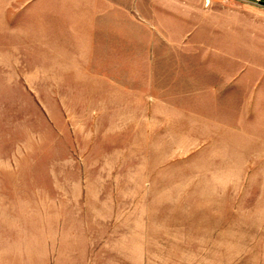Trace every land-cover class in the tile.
I'll return each mask as SVG.
<instances>
[{
    "label": "rangeland",
    "instance_id": "374dc122",
    "mask_svg": "<svg viewBox=\"0 0 264 264\" xmlns=\"http://www.w3.org/2000/svg\"><path fill=\"white\" fill-rule=\"evenodd\" d=\"M0 264H264V6L0 0Z\"/></svg>",
    "mask_w": 264,
    "mask_h": 264
},
{
    "label": "crops",
    "instance_id": "0c3cea01",
    "mask_svg": "<svg viewBox=\"0 0 264 264\" xmlns=\"http://www.w3.org/2000/svg\"><path fill=\"white\" fill-rule=\"evenodd\" d=\"M238 1L247 4H259L261 6H264V0H238Z\"/></svg>",
    "mask_w": 264,
    "mask_h": 264
}]
</instances>
